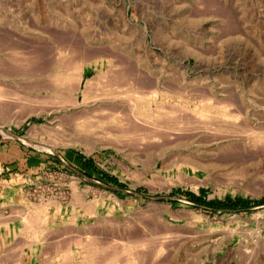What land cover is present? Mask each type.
Returning <instances> with one entry per match:
<instances>
[{"label": "rangeland", "instance_id": "1", "mask_svg": "<svg viewBox=\"0 0 264 264\" xmlns=\"http://www.w3.org/2000/svg\"><path fill=\"white\" fill-rule=\"evenodd\" d=\"M63 57L151 112L82 129ZM0 264H264V0H0Z\"/></svg>", "mask_w": 264, "mask_h": 264}, {"label": "bare ground", "instance_id": "2", "mask_svg": "<svg viewBox=\"0 0 264 264\" xmlns=\"http://www.w3.org/2000/svg\"><path fill=\"white\" fill-rule=\"evenodd\" d=\"M91 14H89V16H90ZM92 26V25H91ZM90 26V27H91ZM130 30V29H129ZM110 31V30H109ZM104 32V31H103ZM92 33V32H91ZM102 33V32H101ZM106 33H107V31H106ZM112 33V32H111ZM128 33V32H127ZM122 34H124L123 32H122ZM82 35V34H81ZM97 35H98V33H97ZM103 35V34H102ZM64 36V35H63ZM67 36H68V34H67ZM113 36V35H112ZM71 37V36H70ZM73 37H75V36H73ZM109 37V36H108ZM60 38V37H59ZM62 38V37H61ZM67 38V37H66ZM79 38V37H78ZM65 39V38H64ZM68 39V38H67ZM58 40V39H57ZM76 40V39H75ZM81 40H83V39H81ZM60 41V40H59ZM65 41H66V39H65ZM68 41H71V40H68ZM76 41H78V40H76ZM63 42V44H64V41H62ZM73 42H75L74 40H73ZM72 42V43H73ZM124 42V41H123ZM71 43V42H70ZM69 44V43H68ZM58 45H59V43H58ZM80 45H82V44H80ZM87 45V44H86ZM88 45H90V44H88ZM61 47L60 48H63L62 50L64 51V47H62V45H60ZM65 46V45H64ZM69 46H71V45H69ZM104 46V45H103ZM74 47H75V50H76V47H77V43H76V46L74 45ZM81 47V46H80ZM92 47V46H91ZM140 47V46H139ZM60 48H58V49H60ZM66 48V47H65ZM72 48H73V46H72ZM87 48V47H86ZM94 48V47H93ZM96 48V47H95ZM98 48V47H97ZM106 48V46L104 47V49ZM112 48V47H111ZM47 49V48H46ZM67 49H68V47H67ZM66 49V50H67ZM74 49V48H73ZM78 49V48H77ZM85 49V48H84ZM90 49L91 48H89V50H86V52L87 51H90ZM100 49V48H99ZM102 49V48H101ZM100 49V50H101ZM103 49V50H104ZM42 50V49H41ZM56 50V49H55ZM62 50H60V51H62ZM72 50V49H71ZM98 50V49H97ZM109 50V49H108ZM114 50V49H113ZM81 52H82V49L80 50ZM105 51H106V49H105ZM44 51L42 50V53H43ZM55 52V51H54ZM66 52H70V50L68 51H66ZM85 52V50H83V54H85L84 53ZM92 52V51H91ZM98 52H99V50H98ZM102 52L103 51H101V54H102ZM50 53V52H49ZM61 53V52H60ZM59 53V54H60ZM70 53H75V56H77L76 55V53H77V50L74 52L73 50H72V52H70ZM97 52H95V55H96V57H98L97 55H100V52H99V54H96ZM110 53H112V52H110ZM115 53V52H114ZM114 53L113 54H111V55H113L114 57H116L115 55H114ZM64 54V52H62V55ZM69 54V53H68ZM91 53H88L87 55H90ZM104 54H105V52H104ZM106 54H107V52H106ZM51 55V54H50ZM92 55V54H91ZM95 55H94V57H95ZM118 55V54H117ZM57 56V55H56ZM70 56H72V54L70 55ZM69 56V57H70ZM73 56H74V54H73ZM80 56V54H78V57ZM101 56V55H100ZM112 56V57H113ZM39 57V56H38ZM41 57V56H40ZM39 57V58H40ZM47 56H45V58H46ZM66 57V56H65ZM65 57H63V59L65 58ZM68 56H67V58H69ZM88 57V56H87ZM92 57V56H91ZM91 57H88L89 59H91ZM102 57H103V54H102ZM108 57H110V56H108ZM118 57V56H117ZM34 58V57H33ZM36 58V57H35ZM42 58V57H41ZM50 58V60H52V58L51 57H49ZM64 59V61H62V63H61V61H60V59L58 60V62L59 63H61L62 65L60 66V64H58L57 65V62H55V64H56V66H55V69L57 68V70H56V74H54V80L52 79V81L53 82H59L60 84H61V82L63 83V84H65V85H63L64 87L65 86H68V87H72V85H74V84H77V82L75 83V81H74V79H75V77H76V75L74 74V72L72 73V69H75L74 67H78L79 66V64H81L80 63V61H79V64L77 65V60L76 59H81V57H79V58H76L75 59V57L74 58H70L72 61H70V59L68 60V59ZM85 58V57H84ZM84 58H82V59H84ZM99 58V57H98ZM119 58H121V57H119ZM119 58H117V59H115L116 61H115V63H117L118 61V59ZM138 58V57H137ZM29 59V58H28ZM42 59H44V58H42ZM54 59V58H53ZM75 59V60H74ZM79 59V60H80ZM81 59V60H82ZM93 59V58H92ZM35 60V59H34ZM38 60V59H37ZM36 60V62H38ZM46 60V59H45ZM50 60H49V62H50ZM61 60H62V58H61ZM68 60V61H67ZM73 60L75 61V64H74V62H73ZM121 60V59H120ZM123 60V59H122ZM130 60V59H129ZM46 61H48V60H46ZM53 61V60H52ZM55 61V60H54ZM53 61V62H54ZM77 61V62H76ZM87 62V63H85V65L84 66H86V65H89L90 64V60H84V62ZM127 61V60H126ZM133 61V60H132ZM27 62H29V61H27ZM26 62V63H27ZM34 62V61H33ZM35 62V63H36ZM43 62V61H42ZM121 62V61H120ZM128 62V61H127ZM126 62V63H127ZM134 62V61H133ZM136 62V61H135ZM31 63H32V61H31ZM44 63V62H43ZM83 63V62H82ZM113 63H114V60H113ZM28 64V63H27ZM40 65H41V63H39ZM47 64V63H46ZM118 64V63H117ZM119 64H121V63H119ZM123 64H124V62H123ZM137 64V63H136ZM30 65V64H29ZM33 65V64H32ZM43 65V67H44V64H42ZM52 65V64H51ZM83 65V64H82ZM122 65V64H121ZM127 65V64H126ZM125 65V66H126ZM133 65H135V64H133ZM28 66V65H27ZM31 66V65H30ZM29 66V67H30ZM28 67V68H29ZM32 67V66H31ZM46 67V66H45ZM76 67V71H78V73H79V70H78V68L80 67V71H81V68H82V66H79L78 68ZM129 67V66H128ZM137 67V66H136ZM115 68V67H114ZM117 68V67H116ZM121 68V67H120ZM119 68V69H120ZM139 68V67H138ZM137 68V69H138ZM141 68V67H140ZM44 69V68H43ZM112 69V68H111ZM126 69V68H125ZM129 69V68H128ZM132 69V68H131ZM28 70V69H27ZM33 70H35V69H33ZM110 70V69H109ZM134 70H135V68H134ZM139 70V69H138ZM37 71V70H36ZM35 71V72H36ZM75 71V70H74ZM75 71V72H76ZM116 71V70H115ZM133 71V70H132ZM33 72V71H32ZM34 72V73H35ZM47 72V71H46ZM82 72V78H83V72H84V68H83V71H81ZM121 72V71H120ZM127 72V71H126ZM39 73V72H38ZM43 73V72H42ZM45 73V72H44ZM113 73V72H112ZM124 73V72H123ZM130 73V72H129ZM135 72H133L132 74H134ZM137 73V72H136ZM146 73V72H145ZM120 74V73H119ZM141 74H143L142 72H141ZM140 74V75H141ZM147 74H149V73H147ZM30 75V74H29ZM35 75V74H34ZM53 75V74H52ZM109 75V74H108ZM114 75V74H113ZM118 75V74H117ZM120 75H122V74H120ZM123 75H126V74H123ZM128 75V74H127ZM130 75V74H129ZM78 76V75H77ZM111 76V75H110ZM110 76H108V77H110ZM143 76V75H142ZM150 76V75H149ZM113 77V76H112ZM117 77H119V76H117ZM121 77V76H120ZM123 77V76H122ZM138 77V76H137ZM151 77V76H150ZM52 78H53V76H52ZM77 78L78 77H76V79L75 80H77ZM79 78H81V77H79ZM78 78V80H81V79H79ZM94 78V77H93ZM125 78V77H124ZM128 78V77H127ZM133 78V77H132ZM135 78V77H134ZM147 78V77H146ZM149 78V77H148ZM147 78V79H148ZM43 79H44V77H43ZM42 79V80H43ZM48 79V78H47ZM95 79V78H94ZM118 78H116V80H117ZM120 79V78H119ZM155 79V78H154ZM36 80V79H35ZM77 80V81H78ZM91 80V79H90ZM115 80V81H116ZM125 80V79H124ZM37 81H38V79H37ZM37 81H35V82H37ZM44 81V80H43ZM49 81V80H48ZM52 81H50L51 83H47V82H45V84H47V85H44V86H42V87H47V88H49V89H52V88H56V87H54L55 85H53L52 84ZM61 81V82H60ZM73 81V82H72ZM96 81V80H95ZM111 81V80H110ZM120 81H123V80H121L120 79ZM128 81H130V79H128ZM136 81H137V79H136ZM141 81V80H140ZM152 81H153V79H152ZM26 82H28V81H26ZM30 83H31V81H29ZM40 82V81H39ZM42 82V81H41ZM78 82H80V81H78ZM88 82H90L89 80L86 82V83H88ZM114 82V81H113ZM68 83V84H67ZM72 83H74V84H71ZM94 83V82H93ZM116 83V82H115ZM119 83V82H118ZM121 83V82H120ZM126 83H128L127 81H125V84ZM133 83V82H132ZM164 83H166V82H164ZM29 84V83H28ZM36 84V83H35ZM56 84V83H55ZM70 84V85H69ZM91 84H92V82H91ZM110 84H111V82H110ZM124 84V85H125ZM130 84V83H129ZM134 84H137V83H134ZM151 84V83H150ZM25 85H26V83H25ZM31 85V84H30ZM39 85V84H38ZM59 84H57V87H59L58 86ZM78 86H73L72 88L74 89V90H77L78 92H79V90H81V93H82V95H83V97H84V99H83V101L81 102L80 101V99H79V97H77L76 96V98L74 97V99L72 100V104L74 105V106H79V105H84V106H87L88 108L87 109H82V110H80V113L78 112V114H76V112H75V115L73 116L74 117V119H79L80 120V118H83V119H85V121L86 122H82V126L84 127V128H82V129H88L89 130V128H93V126H94V124L96 123V120L95 119H98L97 120V122H99V123H106V124H108V122H110V120L111 121H113L114 123L112 124L111 123V125H110V123H109V125L110 126H107V127H112L111 128V130L112 129H114V131L118 128V127H120V124H118V122L120 121V119H121V121H122V118H123V120H125V118H124V116H122V115H120V113L121 112H123V115L124 114H126L127 116H131V117H128L129 118V120H133V119H135V118H137V116L136 115H139L138 113H141V112H148V111H146V109H148L147 107H152L151 106V104H152V101H150L149 100V98H147V97H144L143 95H139V96H129V95H127V96H125V95H122V92H119V89H104L105 87H104V85H103V89L104 90H106V91H110V92H108V94L110 95V96H107V95H105V94H98V93H103V92H97V94L98 95H96V93H95V91L96 90H94L93 88H91V89H93V91H90L91 89H90V87L89 86H91V87H93V85H90L89 84V86H88V84H87V86L82 90V89H80L79 88V84H77ZM112 85H114V84H112ZM121 85V84H120ZM146 85H148V84H146ZM29 86V85H28ZM32 86V85H31ZM61 86V85H60ZM138 86V85H137ZM145 86V85H144ZM143 86V87H144ZM25 87H27V86H25ZM30 87V86H29ZM32 87H34V86H32ZM31 87V88H32ZM37 87H39V86H37ZM107 87V86H106ZM120 87V86H119ZM129 87V86H128ZM132 87V86H131ZM135 87V86H134ZM153 87H155V86H153ZM152 87V88H153ZM67 88V87H66ZM71 88V91H73V89ZM95 89H96V87H94ZM114 88V87H113ZM136 88V87H135ZM145 88V87H144ZM143 88V89H144ZM150 88H151V85H150ZM172 88V87H171ZM35 89V88H34ZM69 90H70V88H68ZM90 89V90H89ZM102 89V88H101ZM102 89V91H104ZM142 89V88H141ZM147 89V91H146V93H148V88H146ZM56 90H58V89H56ZM155 89H152L151 91H154ZM157 90V89H156ZM59 91V90H58ZM60 91H61V89H60ZM137 91V90H136ZM140 91V90H139ZM145 91V90H144ZM143 91V93L142 94H145V92ZM150 91V90H149ZM92 92L93 93H95V95H93L92 94ZM124 92V91H123ZM138 92V91H137ZM142 92V91H141ZM155 92V91H154ZM66 93V92H65ZM73 93V92H72ZM105 93V92H104ZM107 93V92H106ZM26 94V93H25ZM29 95L31 94V93H28ZM76 94V93H75ZM90 94L92 95V96H90ZM156 94H157V91H156ZM178 94V93H177ZM146 95V94H145ZM40 96V95H39ZM45 96V95H44ZM43 96V97H44ZM46 96H47V94H46ZM34 97V96H33ZM71 97H73V96H71ZM93 97V98H92ZM32 98V97H31ZM90 98H92L90 101H88V99H90ZM17 99V98H16ZM27 99V98H26ZM29 99V98H28ZM34 100V99H33ZM17 101H18V99H17ZM16 101V102H17ZM21 101V100H20ZM27 101H29V100H27ZM30 101H32V100H30ZM15 102V101H14ZM25 102V101H24ZM35 102V101H34ZM27 103H29V102H27ZM27 103H25V104H27ZM32 102H30V104H31ZM84 103V104H83ZM31 106V105H30ZM32 106H34V105H32ZM31 106V107H32ZM162 106V107H161ZM166 105H164V107H165ZM220 106V105H219ZM225 106V105H224ZM234 106V105H233ZM35 107V106H34ZM37 107V106H36ZM146 107V108H145ZM158 107V108H157ZM157 109H161V108H164L163 107V105H159V104H157ZM126 108V109H125ZM233 108V107H232ZM231 108V109H232ZM35 109V108H34ZM229 110L228 111H230V108H228ZM235 109V108H234ZM225 110H226V106H225ZM132 111H135L134 112V114H132ZM236 110H234V112H235ZM91 112V113H90ZM125 112V113H124ZM149 112H151V110L149 111ZM148 112V113H149ZM233 112V111H232ZM74 114V113H73ZM72 114V115H73ZM132 114V115H131ZM235 115V114H234ZM236 116V115H235ZM150 117H152V116H150ZM234 117V116H233ZM127 118V119H128ZM131 118V119H130ZM140 117L138 116V118L137 119H139ZM220 118H222V117H220ZM227 120H229V118H226ZM82 120V119H81ZM129 120L127 121V122H129ZM131 120V121H132ZM143 120V119H142ZM224 120V119H223ZM94 121H95V123H94ZM139 121V120H138ZM141 121V120H140ZM139 121V122H140ZM136 122H137V120H136ZM136 122H134V121H132V122H130L131 124L132 123H136ZM206 122V121H205ZM208 122H210V121H208ZM214 122V121H213ZM234 122V121H233ZM239 122V121H238ZM237 122V123H238ZM126 123V122H125ZM130 123H128L129 125H130ZM201 123V122H200ZM211 123V122H210ZM236 123V124H237ZM134 124H133V126H134ZM136 124H138V123H136ZM135 124V125H136ZM142 124V123H141ZM169 124V123H168ZM215 124V123H214ZM224 124V123H223ZM225 124H227V123H225ZM229 124V123H228ZM140 125V124H139ZM138 125V126H139ZM144 125V124H143ZM198 125V124H197ZM200 125V124H199ZM208 125V124H207ZM220 125V124H219ZM102 126H103V124H102ZM104 126L106 127V125L104 124ZM103 126V127H104ZM121 126H122V128L120 127V132L122 131V129H123V125L121 124ZM133 126L131 125V127L133 128ZM138 126H135L136 128L135 129H137V127ZM196 126V125H195ZM229 126V125H228ZM231 126V125H230ZM95 127V126H94ZM130 127V128H131ZM141 127L142 126H140V129H141ZM178 127V126H177ZM220 127V126H219ZM218 127V128H219ZM235 127V126H234ZM124 128H126V127H124ZM203 128V127H202ZM201 128V129H202ZM226 128V127H225ZM233 128V127H232ZM94 129V128H93ZM92 129V130H93ZM108 129V128H107ZM119 129V128H118ZM127 129H129V128H127ZM166 129V128H165ZM210 129V128H209ZM226 129H229L228 127L226 128ZM234 129V128H233ZM110 130V129H109ZM126 130V129H125ZM130 130V129H129ZM139 130V129H138ZM181 130V129H180ZM193 130H195V129H193ZM93 131H95V129L93 130ZM127 131V130H126ZM132 131V130H131ZM169 131V130H168ZM178 131V130H177ZM88 132H90V131H88ZM133 132H134V130H133ZM194 132V131H193ZM197 132H198V130H197ZM125 133V132H124ZM131 133V132H130ZM171 133V132H170ZM169 134V133H168ZM191 134V133H190ZM194 134V133H193ZM159 135V134H158ZM174 135V134H173ZM163 137V136H162ZM186 137V136H185ZM168 138V137H167ZM190 139V138H189ZM168 141L169 142H171L169 139H168ZM168 142V143H169ZM31 223H33V221L32 220H29V222H28V224H31ZM27 229V228H26ZM28 230V229H27Z\"/></svg>", "mask_w": 264, "mask_h": 264}]
</instances>
